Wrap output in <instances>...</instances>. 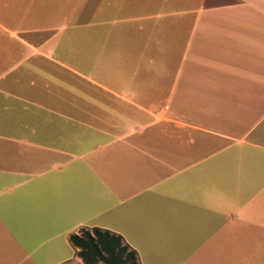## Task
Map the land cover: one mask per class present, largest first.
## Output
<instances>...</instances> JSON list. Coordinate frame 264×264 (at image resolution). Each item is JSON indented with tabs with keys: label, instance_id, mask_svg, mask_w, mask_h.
I'll list each match as a JSON object with an SVG mask.
<instances>
[{
	"label": "crops",
	"instance_id": "obj_1",
	"mask_svg": "<svg viewBox=\"0 0 264 264\" xmlns=\"http://www.w3.org/2000/svg\"><path fill=\"white\" fill-rule=\"evenodd\" d=\"M264 264V0H0V264Z\"/></svg>",
	"mask_w": 264,
	"mask_h": 264
},
{
	"label": "trees",
	"instance_id": "obj_2",
	"mask_svg": "<svg viewBox=\"0 0 264 264\" xmlns=\"http://www.w3.org/2000/svg\"><path fill=\"white\" fill-rule=\"evenodd\" d=\"M83 264H138L136 251L115 233L100 228L83 230L71 236ZM129 252V253H128ZM128 253V254H127Z\"/></svg>",
	"mask_w": 264,
	"mask_h": 264
},
{
	"label": "rangeland",
	"instance_id": "obj_3",
	"mask_svg": "<svg viewBox=\"0 0 264 264\" xmlns=\"http://www.w3.org/2000/svg\"><path fill=\"white\" fill-rule=\"evenodd\" d=\"M123 244L125 245V244H127V243H125V242H123ZM132 250V249H131ZM129 253V252H128ZM127 253V254H128ZM139 259V258H138ZM71 264H74V263H71ZM79 264H83V262L82 263H79ZM102 264V263H101ZM138 264H140L139 262H138ZM147 264H150V263H147Z\"/></svg>",
	"mask_w": 264,
	"mask_h": 264
}]
</instances>
